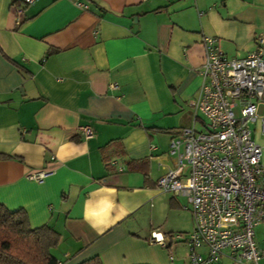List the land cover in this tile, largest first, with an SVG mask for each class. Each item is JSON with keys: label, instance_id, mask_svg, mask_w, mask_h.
<instances>
[{"label": "crops", "instance_id": "obj_1", "mask_svg": "<svg viewBox=\"0 0 264 264\" xmlns=\"http://www.w3.org/2000/svg\"><path fill=\"white\" fill-rule=\"evenodd\" d=\"M21 4L0 0V203L60 233L61 264H174L145 208L194 123L204 39L246 58L264 0H37L19 24ZM38 171L44 182L28 179Z\"/></svg>", "mask_w": 264, "mask_h": 264}, {"label": "built area", "instance_id": "obj_2", "mask_svg": "<svg viewBox=\"0 0 264 264\" xmlns=\"http://www.w3.org/2000/svg\"><path fill=\"white\" fill-rule=\"evenodd\" d=\"M36 1L21 0L15 7L19 24ZM203 46L194 123L172 139L175 165L158 180L161 192L188 198L194 229L186 236L154 231L150 242L186 243L188 264H260L264 248L256 242V228L264 223V162L251 126L260 119L264 136L258 113L264 105V36L243 59L229 58L218 37H206ZM80 132L95 136L89 126ZM48 175L32 172L28 179L42 183Z\"/></svg>", "mask_w": 264, "mask_h": 264}, {"label": "trees", "instance_id": "obj_3", "mask_svg": "<svg viewBox=\"0 0 264 264\" xmlns=\"http://www.w3.org/2000/svg\"><path fill=\"white\" fill-rule=\"evenodd\" d=\"M60 242L53 227L33 228L25 210L10 211L0 203V264H61L53 254ZM81 264L104 263L94 257Z\"/></svg>", "mask_w": 264, "mask_h": 264}, {"label": "rangeland", "instance_id": "obj_4", "mask_svg": "<svg viewBox=\"0 0 264 264\" xmlns=\"http://www.w3.org/2000/svg\"><path fill=\"white\" fill-rule=\"evenodd\" d=\"M259 116L264 117V105L259 107ZM253 138L263 147L264 162V136L261 128V120L253 124ZM170 159H174L170 157ZM165 196L153 200L146 208V223L154 231L163 232L168 235L184 236L190 234L194 229V220L190 210L189 200L185 196H178L173 193H164ZM175 198L176 204L171 202ZM54 253V250H53ZM172 255L176 261L174 264H184V259L189 256V247L186 243H174ZM188 264V262H187ZM227 264V262H226Z\"/></svg>", "mask_w": 264, "mask_h": 264}]
</instances>
